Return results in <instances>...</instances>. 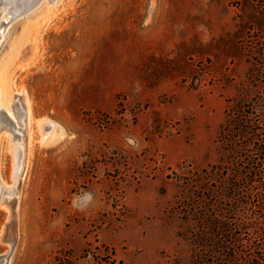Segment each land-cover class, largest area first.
Returning a JSON list of instances; mask_svg holds the SVG:
<instances>
[{"label":"rangeland","instance_id":"1","mask_svg":"<svg viewBox=\"0 0 264 264\" xmlns=\"http://www.w3.org/2000/svg\"><path fill=\"white\" fill-rule=\"evenodd\" d=\"M9 1L0 264H257L264 184L228 127L264 114V0H35L4 18ZM47 120L64 136L44 145Z\"/></svg>","mask_w":264,"mask_h":264},{"label":"trees","instance_id":"2","mask_svg":"<svg viewBox=\"0 0 264 264\" xmlns=\"http://www.w3.org/2000/svg\"><path fill=\"white\" fill-rule=\"evenodd\" d=\"M249 114L255 115L253 112ZM240 121L237 124H233L234 117L229 122L228 132L232 133L231 138L233 146H238L239 150L242 149L244 155V171L247 175L251 174L260 179L261 186L264 184V114L255 115L252 119L248 115H242ZM242 137L243 144L239 146V139ZM264 208V202L261 203ZM262 238V235L260 236ZM264 240V238H262ZM259 244L260 260L257 264H264V242ZM245 264H254L251 260H247ZM256 264V263H255Z\"/></svg>","mask_w":264,"mask_h":264},{"label":"bare ground","instance_id":"3","mask_svg":"<svg viewBox=\"0 0 264 264\" xmlns=\"http://www.w3.org/2000/svg\"><path fill=\"white\" fill-rule=\"evenodd\" d=\"M11 4H13V11L14 12H5L3 13V17H8L10 13H12L14 16H19L21 14L26 13L29 11L36 3L35 0H16V1H9ZM2 25L0 26L1 30ZM5 31H1V35H4ZM1 123V122H0ZM42 125V142L44 145L51 144L50 142L58 141L61 139L62 136H64V131L61 129L57 124L51 121H44L41 123Z\"/></svg>","mask_w":264,"mask_h":264},{"label":"water","instance_id":"4","mask_svg":"<svg viewBox=\"0 0 264 264\" xmlns=\"http://www.w3.org/2000/svg\"><path fill=\"white\" fill-rule=\"evenodd\" d=\"M2 116L5 117V118L7 119V121L13 123L11 117H10L8 114H6V113L3 112V113H2Z\"/></svg>","mask_w":264,"mask_h":264}]
</instances>
